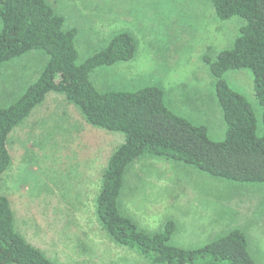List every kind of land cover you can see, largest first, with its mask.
Wrapping results in <instances>:
<instances>
[{"label":"rangeland","instance_id":"rangeland-1","mask_svg":"<svg viewBox=\"0 0 264 264\" xmlns=\"http://www.w3.org/2000/svg\"><path fill=\"white\" fill-rule=\"evenodd\" d=\"M44 1L64 18L67 29L77 31L78 63L103 50L117 33L133 37L132 60L93 72L99 91L159 87L174 114L206 127L210 140L224 139L215 80L204 59L233 45L239 18L218 20L210 0ZM46 60L42 52L32 51L0 68V88L7 89L15 74L21 78L11 97H0V108L20 98ZM224 79L249 102L260 135L263 108L254 97L250 72L229 71ZM123 140L122 134L88 125L63 95L53 92L9 135L12 164L0 180V195L10 202L16 230L56 264H152L115 244L94 213L102 172ZM117 205L147 235L173 221L169 244L187 250L237 228L256 264H264L262 184L232 182L186 164L142 156L126 167Z\"/></svg>","mask_w":264,"mask_h":264},{"label":"trees","instance_id":"trees-1","mask_svg":"<svg viewBox=\"0 0 264 264\" xmlns=\"http://www.w3.org/2000/svg\"><path fill=\"white\" fill-rule=\"evenodd\" d=\"M220 21H242L233 45L205 57L214 78L217 105L226 125L224 139H209L207 129L174 114L163 91L146 86L134 92L99 91L91 80L100 67L132 60L133 37L113 36L101 51L78 63L77 31L44 0H0V66L29 52H42L47 60L36 81L11 105L0 108V180L9 170V135L29 117L48 93L64 96L90 126L123 135L111 152L95 197V217L117 245L135 250L152 264H256L245 235L237 228L202 247L187 250L170 245L175 231L166 221L159 232L147 235L120 214L119 198L126 167L142 156L182 163L209 176L237 183L264 185V0H210ZM248 70L254 97L263 108L261 133L246 98L224 79L229 71ZM0 264H56L30 244L15 227L7 197L0 195Z\"/></svg>","mask_w":264,"mask_h":264},{"label":"crops","instance_id":"crops-1","mask_svg":"<svg viewBox=\"0 0 264 264\" xmlns=\"http://www.w3.org/2000/svg\"><path fill=\"white\" fill-rule=\"evenodd\" d=\"M9 67V65L6 63V64H4V65H1L0 66V68H4V67ZM40 75V74H39ZM9 79V81H10V86L7 88V89H5V88H0V97L1 98H9V97H11L12 95H13V92H14V90L17 88V85L19 84V81L21 80V78L19 77V76H17L16 74L15 75H13V77H9L8 78ZM33 83V82H32ZM31 84V83H30ZM29 84V85H30ZM28 85V86H29ZM28 86H27V88H28ZM26 88V89H27ZM25 89V90H26ZM8 90H10V91H8ZM25 92V91H24ZM23 95V94H22ZM21 95V96H22ZM20 96V97H21ZM17 101V100H16ZM15 101V102H16Z\"/></svg>","mask_w":264,"mask_h":264}]
</instances>
